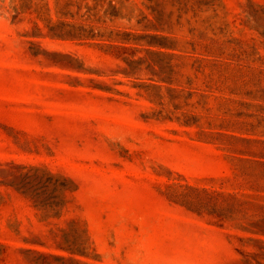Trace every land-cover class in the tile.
I'll return each instance as SVG.
<instances>
[{
  "label": "rangeland",
  "instance_id": "obj_1",
  "mask_svg": "<svg viewBox=\"0 0 264 264\" xmlns=\"http://www.w3.org/2000/svg\"><path fill=\"white\" fill-rule=\"evenodd\" d=\"M0 264H264V0H0Z\"/></svg>",
  "mask_w": 264,
  "mask_h": 264
}]
</instances>
